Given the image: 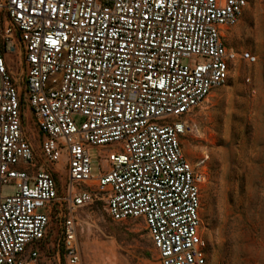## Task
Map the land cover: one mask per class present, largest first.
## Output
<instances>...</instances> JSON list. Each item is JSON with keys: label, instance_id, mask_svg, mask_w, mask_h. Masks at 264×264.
Here are the masks:
<instances>
[{"label": "built area", "instance_id": "built-area-1", "mask_svg": "<svg viewBox=\"0 0 264 264\" xmlns=\"http://www.w3.org/2000/svg\"><path fill=\"white\" fill-rule=\"evenodd\" d=\"M246 4L0 0V264H82L79 210L93 204L113 222L140 220L159 264H206L204 160L190 162L182 142L192 111L227 78L224 31ZM108 144L93 174L89 150ZM60 162L64 192L52 169Z\"/></svg>", "mask_w": 264, "mask_h": 264}, {"label": "rangeland", "instance_id": "rangeland-1", "mask_svg": "<svg viewBox=\"0 0 264 264\" xmlns=\"http://www.w3.org/2000/svg\"><path fill=\"white\" fill-rule=\"evenodd\" d=\"M224 41L234 53L227 78L190 114L192 131L182 142L183 151L190 162L204 160L200 233L206 264H264V0H247L237 22L224 31ZM245 52L255 60L244 58ZM11 56L18 74L19 51ZM21 110L37 149L40 134L25 94ZM110 147L90 148L93 174L102 164L99 155ZM52 169L64 192L66 167L60 162ZM2 192L11 193L12 186ZM79 214L82 264H159L140 220L113 222L99 204L81 208ZM56 231L52 218L48 252L54 257L60 251ZM59 261L63 264L61 257Z\"/></svg>", "mask_w": 264, "mask_h": 264}, {"label": "trees", "instance_id": "trees-1", "mask_svg": "<svg viewBox=\"0 0 264 264\" xmlns=\"http://www.w3.org/2000/svg\"><path fill=\"white\" fill-rule=\"evenodd\" d=\"M146 256H148V254H146Z\"/></svg>", "mask_w": 264, "mask_h": 264}]
</instances>
